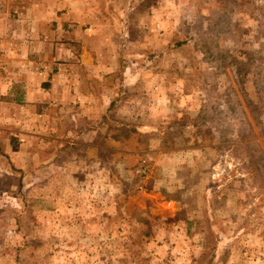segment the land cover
<instances>
[{
  "label": "rangeland",
  "instance_id": "374dc122",
  "mask_svg": "<svg viewBox=\"0 0 264 264\" xmlns=\"http://www.w3.org/2000/svg\"><path fill=\"white\" fill-rule=\"evenodd\" d=\"M70 33L117 65L93 157L13 106ZM0 264H264V0H0Z\"/></svg>",
  "mask_w": 264,
  "mask_h": 264
},
{
  "label": "crops",
  "instance_id": "0c3cea01",
  "mask_svg": "<svg viewBox=\"0 0 264 264\" xmlns=\"http://www.w3.org/2000/svg\"><path fill=\"white\" fill-rule=\"evenodd\" d=\"M68 38L74 41L75 47L67 48L60 42L52 46L46 42L49 37L25 35L26 55L31 53L34 57L24 59L23 65L30 67L22 79L17 80L20 77L13 73V87L20 89L13 90V106L16 110L25 108L26 120L31 126L29 135L36 137L39 125L46 136L50 134L57 140L67 141L73 136L72 141L78 143L76 148L84 157L93 151L92 157L99 152L113 151L111 142L115 140L111 139V130L96 122L116 103L117 65L112 57L109 61H100L97 54L101 51L96 53L77 34L70 33ZM97 44L102 51L105 49L103 39ZM19 52L13 48V55Z\"/></svg>",
  "mask_w": 264,
  "mask_h": 264
}]
</instances>
